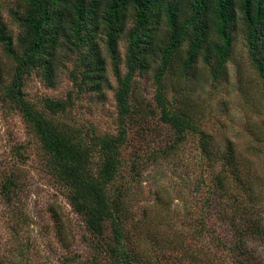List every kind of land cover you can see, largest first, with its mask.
<instances>
[{
    "label": "rangeland",
    "instance_id": "374dc122",
    "mask_svg": "<svg viewBox=\"0 0 264 264\" xmlns=\"http://www.w3.org/2000/svg\"><path fill=\"white\" fill-rule=\"evenodd\" d=\"M26 8L24 0H0L1 21L6 35L12 38L13 49V55L6 53L0 42V262L108 264L94 247L97 242L86 231L83 219L74 213L69 188L57 176L38 136L2 94L10 84L15 57L23 52L18 19ZM182 8L189 14V8ZM131 15L128 12L118 41V76L101 24L89 42L77 49L66 26L56 49L58 64L53 67L51 83L44 79V69L36 68L24 78V99L43 112L50 101L66 103L65 112H57L55 119L78 131L93 163L101 160L103 138L122 135L117 148L118 174L107 190L112 197L118 192L115 189L122 192L123 241L139 264H239L247 259L251 264H264V154L252 152V146L259 149L260 143L248 135V131L264 134V90L247 57L240 17L234 24L225 73L215 86L207 75L210 67L202 58L194 79L183 82L167 77V108L176 111L180 107L195 124L186 130L184 141L174 145V130L161 121L155 101L157 84L153 77L159 57L154 62L148 60V72L136 74L132 80L128 100L131 114L124 123L119 122L116 94L126 72ZM165 34L162 21L156 31V48ZM94 52L104 64L99 89L92 80L97 63L89 60ZM51 114L48 111L45 115ZM194 131L216 133L217 143L230 140L243 156V168L248 161L255 175L251 181L254 186L240 199L244 206L258 202L252 214L234 205L233 198L220 203L210 194L219 168L206 169ZM131 165H135L134 173ZM251 218L261 222V233L244 230ZM234 225L244 234L235 233ZM108 227L106 234L110 235Z\"/></svg>",
    "mask_w": 264,
    "mask_h": 264
},
{
    "label": "trees",
    "instance_id": "16d2710c",
    "mask_svg": "<svg viewBox=\"0 0 264 264\" xmlns=\"http://www.w3.org/2000/svg\"><path fill=\"white\" fill-rule=\"evenodd\" d=\"M24 1L27 8L18 19L23 30L19 40L23 52L15 57L10 84L4 88L3 97L19 110L22 118L38 136L57 176L69 188V201L74 213L83 219L86 231L97 242L94 247L104 254L106 262L139 264L136 257L126 250L123 241L122 192L115 189L118 192L112 197L107 190L118 174L120 161L117 158V148L122 135L103 138L105 140L100 143L101 160L93 163L90 149L82 143L78 131L55 119L57 112H65L66 103L54 100L47 104L46 112L36 110L23 97L24 78L36 68L42 67L44 79L51 83L53 67L58 64L56 49L60 46V37L66 26L71 29L77 44L74 48L77 49L78 45L89 42L92 33L98 31L99 24L104 31L105 46L114 74L118 76V41L123 35L127 14L131 12L133 27L127 35L126 72L116 94L119 122L124 123V119L131 114L128 100L132 80L136 74L148 72V60L154 62L159 57V66L153 77L157 84L156 106L160 109L161 121L170 124L174 130L173 144H179L184 141L188 132L186 130L195 124L187 114L182 113L184 110L180 107H176V111L167 108L169 101L164 89L166 79L176 77L183 82L188 78L194 79L198 60L202 58L203 63L210 67L207 75L215 86L225 73L233 46L234 24L239 17L245 27L250 66L263 83L264 90V0ZM185 6L189 8V14L183 10L182 7ZM162 21L166 26V34L156 48V31ZM0 42L6 53L13 55L12 38L6 35L1 17ZM89 60L97 63V77L93 70L90 72L93 74L95 88L99 89L98 81L104 73V64L95 52L90 55ZM212 60L213 65H210ZM140 106L139 104L138 107ZM48 111L52 113L50 116L45 115ZM194 132L198 134L197 146L201 157L206 161V169L212 171L219 168L210 194L218 198L220 203L233 198L234 205L243 206L242 211L252 214L258 202L244 206L240 199L252 192L254 186L251 181L255 175L247 159V168H243L246 165L240 160L243 156L230 140L225 139L220 146L221 143L216 141V133ZM261 132L248 131V135L251 140L260 143L259 149L252 146V152L263 155L264 134H260ZM130 169L134 173L135 165H131ZM248 223L244 230L251 234L261 233L260 221L251 218ZM108 225L110 235L106 234ZM234 232L239 235L245 231L239 225H234ZM239 264H251V261L247 259Z\"/></svg>",
    "mask_w": 264,
    "mask_h": 264
}]
</instances>
